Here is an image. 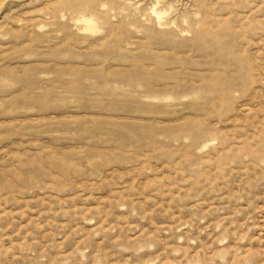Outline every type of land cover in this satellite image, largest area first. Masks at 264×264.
Here are the masks:
<instances>
[{
	"label": "rangeland",
	"instance_id": "obj_1",
	"mask_svg": "<svg viewBox=\"0 0 264 264\" xmlns=\"http://www.w3.org/2000/svg\"><path fill=\"white\" fill-rule=\"evenodd\" d=\"M0 264H264V0H0Z\"/></svg>",
	"mask_w": 264,
	"mask_h": 264
}]
</instances>
